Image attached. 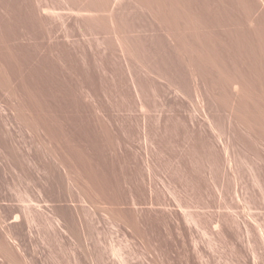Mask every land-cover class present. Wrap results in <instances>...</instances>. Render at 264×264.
Here are the masks:
<instances>
[{
	"label": "bare ground",
	"instance_id": "6f19581e",
	"mask_svg": "<svg viewBox=\"0 0 264 264\" xmlns=\"http://www.w3.org/2000/svg\"><path fill=\"white\" fill-rule=\"evenodd\" d=\"M106 1L100 0L103 4ZM252 3L255 4L253 1ZM117 4H120L121 7L126 6L122 0H119ZM251 4L249 2L248 5ZM261 6L263 7V4L260 3V8ZM23 9L31 18V20H27L31 21L33 32L48 25L50 32L55 33V27H53L50 18L41 13V9L35 10V7L27 4ZM110 11L111 7H108V15L106 19L102 20L103 24H110ZM259 11L261 10L259 9ZM247 12H249L248 8ZM246 14L248 15V13ZM262 28L264 29L263 26L261 30H263ZM84 29L88 31V34H94L91 29L86 27ZM168 34L173 35L169 32ZM205 40L207 41L208 38ZM2 41L7 49L4 48L5 53L1 54L0 52V55H3L0 56V95L3 96L0 98V101L3 102L0 106L2 109L0 114L3 116L5 124L11 126L12 121H18L21 125L36 130L37 133H43L47 139V144L44 147L47 160L41 164H34V166L29 163L17 166L20 175L33 183V192L31 193L12 195L6 190L5 179L0 176V264H53L52 259L57 261L56 264H63L60 258L66 248L69 251L68 264H97L99 240L96 235V226L87 213L79 210V206L87 207V209L93 207L99 210L102 208V204L109 208V219L112 222L122 230L128 231L129 236L139 240L146 249L151 251L153 264H158V253L161 255L160 257L168 261L173 249L179 247L184 249L187 255L194 260L197 250L186 247L184 243L193 241L192 227L203 223L202 214L207 212L203 209L208 208L209 205L201 202L202 205H198L195 212L188 211L189 202L181 195L180 191L169 190L164 184L162 185L163 192L159 191L149 178L151 166L148 161L127 151L126 148L125 175L117 178L118 182L114 185L106 181L102 168L104 161L97 158H88L84 161L79 154L82 152L81 150L79 152L67 146L71 139H75L74 135L79 133L69 132L66 127L64 89L61 86L55 88L51 86L52 74L58 71V67L50 68L48 64L50 57L47 59L45 53H41L33 47L31 37L22 44L19 55L13 49H8L13 47L7 43L11 44V41ZM179 49L182 50L181 46ZM197 51L198 49L195 52ZM213 57L216 60L220 56ZM220 58L222 59V56ZM54 59L57 65L58 61H61L62 64L77 63V66L70 67L72 74L84 89L85 95L92 100L93 108L105 115L106 107L102 99L104 94L102 76L96 70L93 60H89L85 54L69 48L68 43L64 44L63 50L58 52ZM219 59L216 62H219L218 64L221 62L222 65V61ZM215 60L212 62L214 63ZM190 61L192 59L190 60L188 57L187 76L173 80L164 78L165 84L156 86L157 91L154 93L160 99L153 106L156 107L159 116L165 112L177 116L179 129L187 130L191 134L193 144L184 145L179 151L177 150L178 153L173 156V159L167 158L159 164L172 175V178L185 183L188 190L201 194L206 193L210 196L215 208L211 215V224H214L215 230L213 234L218 236L221 241L229 243L233 254L241 256L244 263L253 257L257 264H264V221L260 218V216H264V122L256 116L258 113H254L256 108L251 103L252 100L249 103L250 98L247 102L239 101L240 93L245 92L247 88L244 87L246 83L241 81L240 76L235 74L230 81H225L224 76L227 75L229 79V75L221 73L222 68L219 69V66L214 65L215 63L213 65L219 71L215 70L216 72H212L214 73L212 75L209 73L211 68H207L210 65H208L209 63L206 65L208 62L206 59L201 60L202 65L198 60H195L198 61V64L193 62L197 66L200 64L199 67ZM202 61L204 62L202 63ZM30 65H33V68ZM234 65L232 68H228L233 70ZM245 70L248 72L247 69ZM229 74L231 73L229 72ZM256 80L257 78L254 81L258 83ZM261 81L263 80H260V83H262ZM248 83L253 85V81ZM251 85L249 84L246 94L243 93L247 97L251 96L250 88L256 87L255 85L251 87ZM262 86L264 85L262 84L261 88ZM189 88L195 92V96L193 95L196 99L195 104L190 103L191 99L188 93L191 91L189 92ZM208 90L211 93L210 97L207 95ZM253 90L255 93L257 89ZM258 92L256 94L259 97ZM261 95L264 96V94ZM226 97L232 103V106L229 105L231 108L228 107L230 102L226 105ZM245 97L243 96V98ZM252 98L255 99V97ZM260 98L263 99L261 96ZM262 108L264 109V107ZM107 117L108 121L113 120L109 115ZM70 123L68 122V125ZM158 125L163 128L164 136L169 138L171 136L169 128L166 122L158 118L157 114L155 127L158 128ZM225 131L228 134L227 141L224 139ZM149 141L153 143L151 147L153 152L150 155L154 158L151 160H154L158 165V157L161 156V160H163L164 153L168 148L167 143L158 145L154 144L156 141ZM88 150L90 151L89 147ZM33 172H36L37 175L30 174ZM246 178L245 182L240 181ZM226 180L230 187L225 183ZM167 185L169 186V184ZM43 188L50 193L51 191L57 192L62 188L74 190L80 197L81 204L70 200L69 204L65 206H53L54 204L50 203L53 199L43 198L45 197L42 194ZM243 188L248 191L249 196L245 197ZM66 194L71 195V192L66 191ZM228 194L233 196L229 200L230 202H227L226 199ZM229 203L230 210L233 208L231 203L242 204L241 215L232 213L233 210L231 213L230 210L225 213L222 209L229 208ZM252 207L255 209L254 214L251 210ZM57 209L59 214L56 213ZM45 222L49 223L51 234L45 230ZM49 235L57 244V250L49 246ZM239 242L243 243V246L238 245ZM110 253L117 258L120 264H128V260L121 257L119 249L112 247ZM200 256L201 259L206 257L204 264L211 263L212 256L207 250H204Z\"/></svg>",
	"mask_w": 264,
	"mask_h": 264
},
{
	"label": "rangeland",
	"instance_id": "374dc122",
	"mask_svg": "<svg viewBox=\"0 0 264 264\" xmlns=\"http://www.w3.org/2000/svg\"><path fill=\"white\" fill-rule=\"evenodd\" d=\"M118 1L107 0L103 4L100 0H0V52L2 54L7 49L4 41H2L7 40L11 41L12 45L9 42L7 43L11 47L13 46L8 49H13L19 55L22 44L31 37L33 47L37 51L45 53L47 59L50 57L48 60L50 68L58 67V71L52 74V79L50 80L51 86L52 88L61 86L65 91L64 114L67 121L66 127L69 129V132L76 131L79 133L78 135H74L75 139H71L67 143V146L78 151L81 150L82 152L79 151V154L84 161L88 158H97L104 161L102 168L106 181L114 185L118 182L117 178L125 175V154L127 150L148 161L149 166H151L149 178L152 184L158 187L159 191L163 192V184L169 190L180 191L181 195L189 202L188 211L195 212L198 209L197 206L202 205L201 202L209 205L208 208L203 209V211H207L202 214L203 223L192 227L193 241H185L184 243L186 247L197 250L194 260L187 255L184 249L179 247L173 249L168 261L160 257L161 255L158 253V264H204L206 257L201 259L200 256L204 250H207L212 256L210 264H257L253 257H250V260H246L244 263L241 256H236L231 252L229 243L221 241L218 236L213 234L215 230L214 224H211V215L215 208L212 205L210 196L206 193L201 194L188 190L185 183L172 178V175L160 166L159 162L161 163V161H165L167 158L173 159V156L178 153L177 150L179 151L184 145L193 144V140L187 130L179 129L176 120L177 116H172L167 112L159 116L153 104L157 103L160 99L154 92L157 91V85L159 87L165 84L164 78L173 80L187 76L188 57L190 60L192 59L190 62H195L196 64H198V61L200 63L201 60L206 59L208 61H205L206 65L208 63L210 65L207 68H211V72L209 69L207 70L212 75L222 68L221 70L224 72L220 70L221 73L229 75V79L227 75L224 76L225 81H230L236 74L246 84L252 81L256 87L259 84V90L256 87L250 88V97L244 94H246L249 84L251 85L252 83L244 84V87L247 88H244L245 92L240 93L239 101L241 100L242 103L250 100V103L252 100L251 103L255 106L251 105L256 108L255 110L252 106L255 110H253L254 113H258L256 116L264 122V109L262 108L264 107V101L262 102L264 96L261 95L264 94V86L261 88V85H264V29L262 28L263 30H261V27H264V1L122 0L126 4L124 7L117 4ZM249 2L252 4L248 5ZM260 3L263 4L261 8ZM25 4L35 7V10L37 8L41 9L40 12L50 18L53 27H55V31L53 30L55 33L50 32L48 25L42 26L33 32L31 21L27 20H31V18L27 16L29 14L23 9ZM108 7H111V11L109 12L111 21L109 25L102 22L108 15ZM247 8L249 12H247ZM254 9L256 12H254ZM254 16L257 18L259 16V18L255 19ZM84 27L91 29V32L94 34H88V31ZM256 31L259 33H255ZM168 32L173 35L168 34ZM213 36L214 39H212ZM207 38L208 40L206 41L205 39ZM65 43L69 44V48H73L79 53L85 54L89 60H93L96 70L101 74L102 87L104 89L102 99L106 107L105 115L93 108L92 100L85 95L84 89L81 88L79 81L72 74L70 67L77 66V63L62 64L61 61H58L57 65V62H55L54 56L63 50ZM180 46L182 50L179 49ZM197 49L198 51L195 52ZM239 49L242 50L240 51ZM201 52L204 56L200 54ZM194 53L199 58H205L197 59L198 56ZM215 54L217 57L218 55L222 56V59L218 58L219 61H222V65L221 62L220 64L216 62L218 59L215 60L213 57H216ZM246 55L249 57L247 58ZM208 58L210 60H207ZM81 60L83 61L82 57ZM195 60L198 61L196 62ZM214 60L215 64L212 62ZM255 60L257 64H255ZM200 64L196 66L199 67L202 65ZM213 64L219 66V69H216L217 67H214ZM230 64L234 65L233 70L230 69L233 66ZM30 66L33 68V65ZM249 68L251 71L248 70ZM252 70H255L251 73L253 75L249 73ZM245 72L247 73L245 74ZM259 72L263 75L261 76ZM181 74L182 76L180 77ZM244 74L245 76L248 75L249 81L247 77L243 76ZM249 76L257 78L256 81L258 83L254 81V77H251V80ZM260 80H263L261 81L262 83H260ZM12 84L14 85V82ZM254 88L257 89L255 93ZM191 89L189 90L191 92L188 93L191 99L190 103L195 104L196 99L193 97V95L195 96V92ZM258 91H261V93ZM257 92L260 94L259 97L256 94ZM207 95L211 96L209 90L207 91ZM243 96L246 97L243 98ZM252 97H255V99ZM0 98H3V96L0 95ZM248 98L250 99L248 100ZM225 102L226 105L230 102L227 100V97ZM2 104L3 102L0 101V106ZM229 105L232 106V103L228 104V107L231 108ZM1 112L2 109L0 107ZM157 114L161 121L166 122L171 134L169 138L164 136L162 127L159 125L158 128L155 127V117ZM107 115L113 119L111 122L107 120ZM68 122L71 123L68 125ZM102 136L103 138H100ZM227 138L228 134L225 131V141H227ZM149 140L156 141L154 144L158 145L167 143L168 148L164 153L163 160H161V156L158 157V165L154 160H151L154 158V156L150 155L153 152L151 150L153 143ZM46 144L47 139L43 133H37L36 130L25 127L18 123V121H12L11 126L5 124L3 116L0 114V176L5 179L6 190L12 195L33 192V183L20 175L17 166L22 163H29L34 166V164H41L47 160L44 149ZM86 167H89V165H86ZM30 174L37 175L36 172ZM246 180L247 178L240 181L243 183ZM225 183L230 187L227 180ZM242 190L245 197L249 196L245 188ZM66 191L71 192V195H67ZM42 194L45 196L43 197L45 199H53L50 202L54 204L53 206H65L69 204L70 200L81 204L80 197L74 190H69V188H62L57 190V192L51 191V193L43 188ZM226 197L227 202L233 198L231 194H228ZM103 205H101L102 208L99 210L93 207L87 209V207L79 206V210L87 213L96 226V235L99 240L97 245L99 253L97 264H120L117 258L110 253L112 247L119 249L121 257L128 260V264H153L151 261V257L153 256L151 251L146 249L139 240L129 236L128 231L122 230L112 222L109 219V208ZM231 205L233 206L231 210L230 203L229 208L222 210L225 213H228L229 210L231 213L233 210L234 212L232 213L241 215L242 204L231 203ZM114 210L116 211V208ZM251 210L254 214L253 211L255 209L252 207ZM56 213L59 214L58 209ZM260 218L264 221V216H260ZM45 230L51 234L49 223L47 222H45ZM49 242V246L57 250V244L51 235H49ZM238 245L243 246V243L239 242ZM61 255V263L68 264V249L63 250ZM51 262L56 264L57 261L52 259Z\"/></svg>",
	"mask_w": 264,
	"mask_h": 264
}]
</instances>
